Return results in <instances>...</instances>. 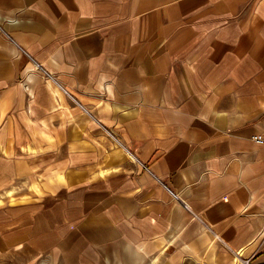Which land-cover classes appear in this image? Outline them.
<instances>
[{
  "label": "crops",
  "instance_id": "obj_1",
  "mask_svg": "<svg viewBox=\"0 0 264 264\" xmlns=\"http://www.w3.org/2000/svg\"><path fill=\"white\" fill-rule=\"evenodd\" d=\"M256 135L264 0H0V264H264Z\"/></svg>",
  "mask_w": 264,
  "mask_h": 264
},
{
  "label": "built area",
  "instance_id": "obj_2",
  "mask_svg": "<svg viewBox=\"0 0 264 264\" xmlns=\"http://www.w3.org/2000/svg\"><path fill=\"white\" fill-rule=\"evenodd\" d=\"M253 141L256 143V144H258V145H264V135H256V136H253ZM147 171H149L148 170V168H146V167H144ZM242 263L243 264H248L249 263V261L248 260H243L242 261Z\"/></svg>",
  "mask_w": 264,
  "mask_h": 264
}]
</instances>
